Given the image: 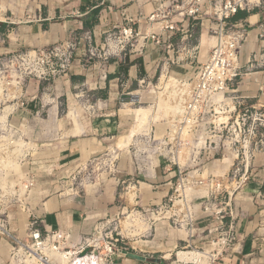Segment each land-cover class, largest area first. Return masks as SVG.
I'll list each match as a JSON object with an SVG mask.
<instances>
[{
  "label": "rangeland",
  "instance_id": "1",
  "mask_svg": "<svg viewBox=\"0 0 264 264\" xmlns=\"http://www.w3.org/2000/svg\"><path fill=\"white\" fill-rule=\"evenodd\" d=\"M180 16L174 17L175 24L184 20ZM189 23L183 32L174 33L169 53L165 45L159 46L160 59L153 62L151 76H141L130 88L139 101L125 105L127 102L120 100L116 107L101 110L95 104L106 93L88 91L85 77L75 73L80 40H67L71 46L66 56L57 55L53 49L67 41L8 53V42L0 40V264H27L23 260L25 247L17 241L28 240L29 224L34 220L44 237L53 231L68 235L60 251L77 250L81 242L91 239L94 243L88 244L96 248L104 244L112 247L111 257L126 259L127 251L162 258L164 264H171L176 252L186 246V223L193 219L194 227H198L208 222L197 220L203 215V200L191 202L198 190L190 185L180 187L179 176L165 169L167 163L155 148L168 123L182 111L173 90L176 82L192 77L215 40L211 30L199 40V24ZM26 52H31V57L24 63L20 56ZM92 62L87 59L80 63ZM244 94L241 88L236 93ZM7 106L13 109L6 111ZM106 115L119 121L120 127L97 138L92 136L87 129L90 121ZM251 138L252 148L261 140L263 145L248 155L250 178L264 173V127L254 128ZM126 141L125 147L119 146ZM91 143L100 148L89 155L85 149ZM76 147L83 149L82 154L74 153ZM227 151L231 153L230 148ZM222 153L223 148L214 157L202 158L198 166L206 168L208 174L229 173L233 178L232 170L227 169L235 154L220 162ZM241 175L243 171L237 177ZM225 181L230 182L228 178ZM22 185L27 186L23 195ZM86 200L100 215L91 230L76 238L77 244L69 232L52 227L42 217V209L68 213L75 202ZM134 229L138 235H130ZM25 261L36 264L29 258Z\"/></svg>",
  "mask_w": 264,
  "mask_h": 264
},
{
  "label": "crops",
  "instance_id": "2",
  "mask_svg": "<svg viewBox=\"0 0 264 264\" xmlns=\"http://www.w3.org/2000/svg\"><path fill=\"white\" fill-rule=\"evenodd\" d=\"M175 1L0 0V40L8 42V53L80 40L75 52L78 57L74 58L75 73L85 77L88 91L106 93V97L95 104L98 110L114 108L122 100L123 94L131 92L130 88L141 76H151L154 71L156 63L153 62L160 59V45L154 37L164 40L169 32L161 30V26L165 21L174 22V18L164 21L154 20L151 16L160 7L169 8ZM247 13L242 19L248 30V38L242 48L241 65L247 66L249 70L244 69L246 72L239 88L245 92L244 95L259 98L252 99L257 107H264V5L254 7ZM178 23L184 28L187 25V21L183 23L178 20ZM196 23L199 24L196 34L200 36L199 40H204L205 32L214 31L218 25L217 18L209 15H204ZM124 29H131L132 35L125 36ZM174 35L171 40H174ZM89 46L96 48L97 53L91 55ZM87 59L93 62L82 66L80 62H86ZM120 87L124 90L120 91ZM118 122L106 115L92 119L87 129L97 138L109 129L119 128L121 124ZM93 138L91 140L95 141ZM126 145L127 141L119 144L120 147ZM99 148L97 144L91 143L90 148L85 150L92 155L93 150ZM74 151L75 154H82L83 149L76 147ZM232 204L238 220L236 230L241 252L229 250L220 264H264V173L251 177L234 194ZM42 210V217L52 227L69 232L76 244L80 235L92 229L93 222L100 215L99 210L92 208L88 200L84 203L75 202L73 211L68 213ZM135 230H131L130 235H138ZM53 257L55 261H62L57 253ZM112 259L115 264H157L129 257ZM23 260L28 264L25 258Z\"/></svg>",
  "mask_w": 264,
  "mask_h": 264
},
{
  "label": "built area",
  "instance_id": "3",
  "mask_svg": "<svg viewBox=\"0 0 264 264\" xmlns=\"http://www.w3.org/2000/svg\"><path fill=\"white\" fill-rule=\"evenodd\" d=\"M175 2L177 3H172L169 8L160 7L151 16L152 19L165 21L182 15L181 18L184 19L182 22L189 21L191 24L196 23L204 15H209L217 18L218 25L214 30V43L205 62L194 70L191 78L176 82L173 90L177 91L182 111L176 120L168 123L162 138L155 143L157 154L167 163L165 169L173 170L175 175L179 176L183 188L190 185L191 188L198 190L196 192L199 193L191 200V202L203 200L200 204L203 215L197 217V220L198 218V221L202 220L201 222L208 220L198 227H194L193 219L187 224L186 246L181 247V250L192 254V258L179 259L177 251L176 259L171 264H220L229 250L241 252L236 230L238 220L232 201L234 194L250 180L248 172L251 166L248 155L251 157L254 151L263 145L261 140L255 142L252 148L251 132L254 128L264 127V107H257L256 102L252 101L259 98L236 95L240 83V80L237 82L238 79L244 75V69L249 70L247 66L241 65V52L248 38V30L242 19L232 22L231 18L239 11H250L254 7L262 6L264 0H180V2L176 0ZM183 29H185L183 25L165 21L161 30L168 31L169 34L164 40L154 37L155 42L158 45H165L169 53L173 34ZM123 31L125 36L132 35L131 29ZM70 46L71 43L67 41L55 47L53 52L66 56ZM89 52L91 55L97 53L96 48L92 46L89 47ZM30 53H23L20 60L26 63L31 57ZM246 104L254 110L253 113ZM221 148L223 153L220 162L229 154L232 156L235 154L227 169L232 170L233 178L229 177V173H223V176L208 174L206 168L198 166L197 161L208 155L214 157ZM228 148L231 153H228ZM240 158L245 160L239 161ZM241 171L243 175L237 177ZM186 172L189 174H184ZM227 178L230 180L229 184H226ZM37 225L36 220L30 222L28 240L17 241L19 246L36 244L40 247L51 233L61 232H48L44 237ZM5 231L8 236V230ZM67 237L68 235L58 237L52 241V244L59 246L60 241L65 242ZM85 245L86 243L81 242L78 246L81 257L106 252L102 245L98 248L94 245ZM84 249L86 253L82 255ZM22 250L23 257L30 256L29 249ZM112 254L113 252L111 254L106 252L102 255L101 263L97 264H115L110 256ZM160 259L164 264V260Z\"/></svg>",
  "mask_w": 264,
  "mask_h": 264
},
{
  "label": "bare ground",
  "instance_id": "4",
  "mask_svg": "<svg viewBox=\"0 0 264 264\" xmlns=\"http://www.w3.org/2000/svg\"><path fill=\"white\" fill-rule=\"evenodd\" d=\"M1 91H2V89H1ZM0 97L2 98V95H0ZM139 100H140V98L138 97V95H134L133 98H131L125 104H130V102L133 103V102H136V101H139ZM12 109H13L12 107L7 106L5 110L6 111H11ZM26 188H27V186H23V185L21 186V191H22L21 194L22 195L26 192ZM189 223L190 222H188L186 224H189ZM62 236H65V234L62 233V232L61 233H56V234H52L51 233L50 236L48 237V239L42 242V245H40V247L36 246V244L35 245L31 244L29 246L28 245L24 246L25 247L24 249H29L28 252H30V256H26L25 260L29 258V262H31V263L34 262L36 264H53L55 262L56 263H62V264H69V261H70V264H97L99 262L101 263L100 260L103 259V256H102L103 254H101V255L100 254H98V255L90 254V255L81 257V255H79L80 252H79L78 248H77V250H66L65 251V250L62 249V251H60V245L59 246H54L52 244V241L54 239H58V237H62ZM61 243H64V242L60 241V244ZM85 243H86L85 246H90V244H88V243L92 244V243H94V241H92L91 239H85L84 244ZM103 248L108 253L113 252L112 247L107 246L106 244L103 245ZM55 253L60 255V257L62 258L61 262L55 261V259L53 257V254H55ZM85 253L86 252H85V249H84L81 252V254L83 255ZM177 256H178L179 259H191L192 258V254L190 255V253L186 252L185 250L178 251Z\"/></svg>",
  "mask_w": 264,
  "mask_h": 264
},
{
  "label": "water",
  "instance_id": "5",
  "mask_svg": "<svg viewBox=\"0 0 264 264\" xmlns=\"http://www.w3.org/2000/svg\"><path fill=\"white\" fill-rule=\"evenodd\" d=\"M133 96L134 95L132 93L123 94L121 97L122 102L129 101L131 98H133ZM124 254H126L129 258L144 261V262L157 263V264L161 263V259L158 257H153V256L151 257V256L141 255V254H137V253H133V252H127V251H124Z\"/></svg>",
  "mask_w": 264,
  "mask_h": 264
},
{
  "label": "trees",
  "instance_id": "6",
  "mask_svg": "<svg viewBox=\"0 0 264 264\" xmlns=\"http://www.w3.org/2000/svg\"><path fill=\"white\" fill-rule=\"evenodd\" d=\"M248 15L247 11H239L233 19L236 21L238 19H244Z\"/></svg>",
  "mask_w": 264,
  "mask_h": 264
}]
</instances>
